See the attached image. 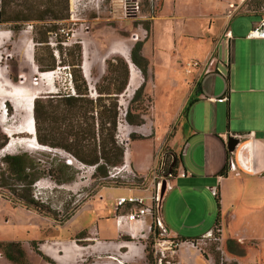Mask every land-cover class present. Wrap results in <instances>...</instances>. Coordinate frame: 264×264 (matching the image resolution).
<instances>
[{
    "label": "rangeland",
    "instance_id": "obj_1",
    "mask_svg": "<svg viewBox=\"0 0 264 264\" xmlns=\"http://www.w3.org/2000/svg\"><path fill=\"white\" fill-rule=\"evenodd\" d=\"M0 1L12 2L11 5L16 10L24 7L43 10L50 7L45 13L47 19L44 26H54L52 31L45 32L41 23L29 21L14 32L12 29L14 23L0 22V32L3 33V37L0 38V136H5L8 140L5 148L10 143L15 144L18 138L28 137L26 134L15 133L12 136L14 139L12 142V138L5 133L8 132V129L15 131L20 129V118L26 115L24 110L22 113L16 110L12 98L4 97L5 93H10L11 85L22 87L20 84L21 75L27 80L25 86L33 88V79L38 78L36 72H55L50 84L46 81H36L38 85L34 86L39 91L37 98L43 113L48 98L56 97L58 94H70L67 73H72L73 67L68 63L70 61L69 53L72 52L74 46H79L82 60L80 69L82 72L83 68L87 75L88 90H90L87 91L86 98L95 102L99 96L96 87L104 89L109 85L113 90L121 82L120 74L116 75V80H112L114 77L108 72L106 65V62L109 61L113 66L117 65L114 58L123 59L117 53L105 57L114 44L121 42L124 46L133 49L135 44H132L134 41L130 39V35L133 32L137 33L139 29V41L136 42L143 45L149 41L152 24L159 17H168L167 19L160 18L154 23V32L159 38L164 36L168 22L173 23L177 31L198 33L193 21L190 22L192 25L186 28L182 23L190 17L198 22L206 20L201 18L202 15L199 13H206L208 9L212 12L217 11L208 5L213 3L212 0H191L190 2L188 0H161V6L157 12L154 11V14L150 12L147 1L140 0L142 2L141 16L130 19L124 18L122 15L121 0H97V2L85 0L77 14L89 30L86 33L78 25L74 27L79 35L64 40V45L58 44V55L55 56L56 51L47 42H49L50 33L55 32L58 28H73L67 21L71 9L69 0ZM62 2H66L67 6V11L62 14L66 15V19H52V6L59 3L61 9ZM72 9L74 10L73 7ZM239 11L254 16L250 18L246 16L232 17L228 21L230 29H235L238 21L242 19L258 21L259 17L264 14V0H244ZM152 16H154L153 20L150 18ZM144 29H147L148 35ZM146 36L147 39L144 40ZM142 40L144 41L142 42ZM58 41L61 39L58 38ZM219 50L222 57L221 48ZM145 53L150 59V63L155 67L153 75L148 71L147 82L143 90L145 112L142 118L145 126H133L125 121L124 115L133 94L121 95L117 98L119 117L115 137L117 143L129 148V154L134 163L149 165L152 161L151 168L143 176L134 170L132 164H128V167L119 173L113 171L115 168L120 169L123 161L117 167L104 166L106 174L101 175L97 170V165L84 164L76 160L70 153L50 145H45L50 151L28 149L23 145L10 147L6 152L3 150L5 148L0 149V175L1 161L5 156L25 154L26 160L34 165L33 170L26 172L29 174L27 175L28 181L32 180V184L28 186H22L12 180L6 181L5 174L0 176V264L65 263L64 259L59 256L65 258L68 254L57 255V250L60 251L63 247L61 241L57 240L60 233L69 235L68 243L72 244L76 250L77 261L75 259L76 262L73 264H157L159 258L162 259V264H166V262L169 264H264V193L259 191L257 184L250 181L244 184L239 182L237 196H233L231 200L228 199L230 202L221 216L225 237L221 241L210 237L194 240L193 246L178 241L168 243L167 240H171L168 237L170 235L161 234L159 229L155 233L153 218L150 217L146 218L143 227L131 234L132 238L129 234L122 233L121 229L117 230L115 224L114 235L109 237H102L100 233L97 234L93 231L88 233L86 230L81 232V235L80 233L75 236L69 234L70 230L77 227V224L80 227L89 225L93 229L97 219L106 218L110 222L116 215L113 212L116 199L128 194L141 197L146 205H150L156 192L157 183L166 178L164 174L171 163V157L168 154L169 152L175 154L173 150L175 147L172 149L168 144L174 126H168L165 133L162 129L170 121L174 104L168 97L169 82H167V74L163 70L165 67L159 66L161 64L160 55L151 56L149 42L145 46ZM35 57L43 60V66L40 67L36 64ZM124 58L129 59L128 51L127 57ZM192 61L197 60H187L183 64L184 71L188 69L187 72H191L192 68L199 69V66L189 65ZM51 62H54L53 69L45 67ZM87 62L91 64L89 72ZM164 63L167 66V62ZM63 67H66L68 71L59 72L58 70ZM220 69L224 70L222 66ZM72 84L74 87V83ZM102 104H107V102ZM95 111H99L98 106H95L93 112V116L96 118ZM152 121L155 122V127H158L159 130L156 136ZM144 130V133H140ZM130 134L135 137L131 142L129 141ZM142 138L145 140H140ZM96 145V150L99 152L100 146ZM92 149V146L86 147L85 151ZM164 155L166 157L162 165ZM67 159L72 160L73 164H67ZM100 164H103L102 161ZM5 183L6 185L3 186ZM21 190H25L28 199L39 209L38 211L32 207L27 208L13 199L15 198L13 194L21 193ZM177 199L178 197L173 195L166 201L165 197L163 203L166 201L164 203L165 211L173 221V228L179 237L193 239L199 237L206 229L214 228L218 208L217 201L213 196L206 194L195 198L197 206L193 208L191 214L185 211L174 215L172 208ZM91 208L101 209L102 213L92 212ZM82 209L89 211L84 210L71 223L70 220L74 214ZM122 211L124 212L125 209ZM226 213H228L227 216ZM230 213L236 214L237 220H227L230 219ZM234 229L239 233H232L235 231ZM120 234L122 235L120 236ZM71 239H75V242ZM227 241L231 242L228 246ZM129 242L135 243L139 248L140 252L137 255L127 254L128 247L126 248V245ZM13 243L18 244V250L22 256L17 255V247L11 246ZM5 246L11 249L14 262L7 259ZM118 246H122L121 250ZM183 249L186 250L184 254L181 253ZM112 258L118 262L113 261Z\"/></svg>",
    "mask_w": 264,
    "mask_h": 264
},
{
    "label": "crops",
    "instance_id": "obj_2",
    "mask_svg": "<svg viewBox=\"0 0 264 264\" xmlns=\"http://www.w3.org/2000/svg\"><path fill=\"white\" fill-rule=\"evenodd\" d=\"M188 1L190 2L191 0ZM236 1L212 0L213 3L208 5L214 7L217 11L212 12L208 9L206 13H199L202 15L201 18L206 20L198 22L190 17L182 23L183 27L186 28L192 25L190 22L193 21L192 23L196 25L198 33H187L184 30L177 31L173 23L168 22L166 31L165 33L163 32L164 36L159 38L154 32V23L160 18L167 19L168 17L156 19L151 27L149 41L141 45V56L148 62L146 80H144L140 69L131 60V47L124 46L123 43L119 42L114 44L113 48L105 55V57H110L113 53H117L128 64L127 68L131 62L135 69L138 70L140 82L135 86L133 92L142 84L145 87L148 71L152 72L153 75L155 69L145 53V46L148 42L151 44V56L155 55L157 57L160 55L161 64L159 66L165 67L163 70L167 74L166 79L169 82L168 97L169 100H172L174 106L170 121L166 123L162 130L165 133L168 126H174V131L168 144H170L172 149L175 147L173 150L177 161L176 169H184L190 173V176L185 178L177 177L173 182L172 188L164 195V198L166 197L167 201L170 196L175 195L178 197L172 208V214L174 215L185 211L191 214L193 208L197 206L195 198L206 194L213 196L217 200L218 208V216L214 228L206 229L199 237L185 239L177 235L173 228V221L165 211L164 203L166 201L164 203L162 201V224L170 236H174L180 241L196 240L212 230H216L218 241L223 240L225 237L221 216L224 209L227 208L229 200L233 196H237L239 182H242V184L247 183V181L253 182L258 185L259 191L262 194L264 193V41L248 40L245 37L247 30L257 25V21L254 19H250V21L242 19L238 21L235 29H231L233 39L228 80H224L217 74L214 66L208 69V73H205L202 68H192L191 72H187L188 69L184 71L185 68L183 66L187 60L202 62L209 54H215L217 61L223 62L225 51L220 38L226 26H229L228 21L235 16H246L247 18L254 16L253 14L239 11L241 7ZM160 6L161 0H158L155 5V12L159 10ZM228 14H231L230 18H228ZM150 18L153 20L154 16ZM144 31L148 35L147 29H144ZM137 33L140 35L139 29ZM145 39H147V36L144 37ZM132 44H137V42H132ZM219 48H221L222 57L220 56ZM123 51H128V60H131L129 63L127 58H124L120 53ZM164 62H167V66ZM87 64L89 72L91 64L88 62ZM130 69L128 68V79L130 77L131 81ZM202 96L206 98L226 96L227 102L209 101L208 99H203ZM184 110L186 111L183 114ZM151 123L156 136V133L159 132L158 127H155V122L152 121ZM140 126L145 125L143 123ZM144 132L145 130L140 133ZM227 132L233 135H245L239 140L236 151L233 153L238 164V168L235 171L228 170L227 161L230 154L226 150L225 142L221 139V135ZM249 134H252V136ZM140 140L145 139L142 138ZM123 156L124 163L127 165L132 164L134 170L142 176L152 166V161L149 165L134 163L127 146ZM212 189L216 190V196L213 194ZM127 196L133 195L128 194ZM110 197L112 198V196ZM84 210L89 211L88 209L78 210L70 222L75 221ZM90 211L97 212V214L102 213L101 209L94 210V208H91ZM229 216L230 219L227 220H237L236 214L230 213ZM75 227L70 230L69 234L72 236L86 230L88 233L93 231L97 234L100 233L102 237H109L114 235L115 231L114 219L108 222L106 218L97 219L93 229L89 225L80 227L77 224V227ZM122 230H127V225H124ZM232 233L239 232L235 230ZM57 240H60L63 245L60 251L57 250V255L59 256L60 253L68 254L65 258L59 256L65 261V263L61 264L75 263L77 261L76 250L72 244L68 243V240H70L69 235L60 233L57 236ZM71 240L75 242V239ZM226 243L228 246L231 242L227 241ZM129 244L131 248L126 245V248L128 247L127 254L130 256L137 255L140 252L139 248L133 242H129ZM185 252L186 250L184 249L181 251L182 254Z\"/></svg>",
    "mask_w": 264,
    "mask_h": 264
},
{
    "label": "trees",
    "instance_id": "obj_3",
    "mask_svg": "<svg viewBox=\"0 0 264 264\" xmlns=\"http://www.w3.org/2000/svg\"><path fill=\"white\" fill-rule=\"evenodd\" d=\"M1 3L0 22L14 23V27L12 28L14 32L29 21L41 23L45 32H50L54 29V26H44L45 20L47 19L45 13L50 7L44 8L43 10L34 9L33 7H24L16 10L11 5L12 2L6 1ZM59 3L52 6V19L54 20L66 19V15H62L63 12L67 11L66 2H62L63 6H61V9ZM141 47V44L138 43L133 46L131 60L140 69L144 80H146L148 62L141 56ZM69 57L70 61L68 63L73 67L71 77L72 83H74L76 96L58 94L56 97L48 98L43 113L39 106L38 98L34 99L33 119L35 124V138L39 144L61 148L84 164L90 166L97 165L98 172H100L101 175H105L106 171L104 166L117 167L123 163L125 147L119 144V142L117 143L115 136L119 117L117 98L124 92L128 82L127 64L120 58L113 59L117 62V65L119 63V66H113L110 61L106 62L108 72L114 77L112 80H116L117 76L120 74L121 82L117 87L113 88V90L110 89L109 85L104 89L96 87L99 96L95 99V102H92L86 98L88 94L87 91H89L88 83L83 77L80 69L82 61L81 48L79 46H74L72 52L69 53ZM35 62L38 66H43L42 59L35 57ZM45 67L53 69L54 62H51V64ZM143 90L144 84L134 91L128 103L125 121L129 125L140 126L144 123L142 118L145 112L143 108L145 99ZM104 102H107V104H102ZM134 104L135 107H133ZM95 106L99 108V111H95L96 118L93 116ZM185 111L186 110L183 111V114ZM134 139V135L130 134L129 141ZM7 142L8 140L5 136H0V149H2ZM96 144L100 146L99 152L96 150ZM90 146H92L93 149L87 150L86 152V147L90 148ZM100 161H102L103 164H100ZM176 163L177 161L175 160L174 170L176 168ZM1 167V175L5 174L7 176L6 181L12 180L22 186L32 184V180L28 181L27 175L29 174L26 172L33 170L34 165L26 160L25 154L12 157L5 156L1 161ZM4 185H6V183L3 184V186ZM25 193V190H21V193L13 194L15 197L13 199H16L27 208L32 207L38 211L39 209L33 205V202L28 199ZM181 241L185 242L189 240ZM11 246L13 248L17 247V255L22 256L18 250V244L13 243ZM10 250L11 249L5 246L7 259L14 262L15 259L11 255Z\"/></svg>",
    "mask_w": 264,
    "mask_h": 264
},
{
    "label": "built area",
    "instance_id": "obj_4",
    "mask_svg": "<svg viewBox=\"0 0 264 264\" xmlns=\"http://www.w3.org/2000/svg\"><path fill=\"white\" fill-rule=\"evenodd\" d=\"M88 1H92V0H88ZM95 1L97 2V0H95ZM121 1H122L121 2V11H122V15L124 18L135 19V18H138L141 16L142 2H140V0H121ZM146 1H147L146 3H147V6H148L150 12L154 13L155 5H156L158 0H146ZM243 1L244 0H238L240 7L243 4ZM69 2L71 4V9H70V14H69L70 16H69V19L67 21L73 26V28H71V29H68L66 27L58 28L55 32L50 33L49 42H47L48 45L51 48H54V50L56 51L55 56L58 55V52H57V45L58 44L64 45V40H68L69 38H75L77 35H79L77 30L76 31L74 30V27H76L78 25L79 28L84 30L86 33L89 30L88 26L84 25L83 20L78 15L79 14L78 10L80 9L82 2H85V0H69ZM72 7L74 8V10L72 9ZM247 12H249V11H247ZM230 17H231V14H228V18H230ZM245 37L248 40H263L264 41V14L259 17V19L257 21V25H255L253 28H251L250 30L247 31ZM58 38L61 39V41H58ZM130 39L134 42L139 41V34L136 32L131 33ZM232 39H233L232 31L229 28V26H226V28L224 29L222 36L220 38V42L223 44L224 51H225L224 52L225 56H224V60L222 63L217 61V59L215 58L216 57L215 54H209L204 59V61H202V62L192 61L189 63V65L193 66V67L199 66V68H202V70L205 73H208V69L211 66H214V67H216L215 72L217 74H219L224 80H228ZM220 66H222V68H224V70H221ZM58 71L61 72V71H68V70L66 67H63V68L59 69ZM42 73H40V74L41 75L45 74V73H43V74ZM82 73H83V77L87 81V77L84 74L83 68H82ZM37 77L40 78V76H37ZM67 77H68V84H69L68 89L70 91V94H68V95L76 96L75 91H74V87L72 84V77H71L70 72L67 73ZM38 78H34L33 82H36V80ZM202 98L208 99L209 101L218 102V103H226L227 102L226 96L221 97V98H206V97L202 96ZM249 135L252 136V134H249ZM244 136L245 135H233V134L227 132V133L221 135V139L226 144L229 137L236 138V139L240 140ZM229 154H230V156H229L228 161H227L228 170L229 171H235L238 168V164L236 163V160L233 156V153H229ZM188 176H190V173L188 171H186L184 169H176L175 168V170H173V172L168 174L166 177V179H167V191L172 188L173 182L177 177L185 178ZM159 183H157L156 192H155V195L152 197V203L150 205H146L144 203L143 198L136 197V196H125V197H120V198L116 199V201L114 203V212L116 213L115 218H114V224H115L117 230L121 229L122 233L129 234V236H131V238H132L131 234L136 233V231H138V229L140 227H143V225L145 224L146 218L150 217V218H153V221H154V232L155 233H157V230L159 229V230H161V234L162 233H164L166 235L168 234L166 232L164 226H162V224H161V222L157 216V212H156ZM212 192L216 196V190L212 189ZM123 209H125L124 212L122 211ZM124 225H127V230L122 231V227ZM121 235L122 234H120V236ZM168 237H169V239H171V240H167L168 243L178 241L180 243L188 244L191 246L194 245V240L182 242L174 236H168ZM210 237L217 239L216 230L208 231L205 235H203L201 237V240L206 239V238H210ZM196 241H198V240H196ZM157 264H162L161 258L158 259ZM166 264H169V262H166Z\"/></svg>",
    "mask_w": 264,
    "mask_h": 264
},
{
    "label": "bare ground",
    "instance_id": "obj_5",
    "mask_svg": "<svg viewBox=\"0 0 264 264\" xmlns=\"http://www.w3.org/2000/svg\"><path fill=\"white\" fill-rule=\"evenodd\" d=\"M2 32H0V38L3 37V33L1 34ZM121 54L123 55V57H127V51H123L121 52ZM128 63L130 62V60H128ZM86 64V63H84ZM85 66V65H83ZM129 68L131 73H130V76H131V81H130V85H129V89L126 90L124 92L123 95H126V96H129L133 93V90L135 88V86L140 82V76H139V72L138 70L135 69L134 65L131 64V62L129 63ZM45 73V74H43ZM41 75L40 73H37V76H40V78H38L36 81H46L48 82L49 84L52 82V79H53V76L55 74L54 71H49V72H43ZM84 74L86 75V73L84 72ZM23 76V75H21ZM20 76V79H21V82L20 84H22L18 87H16L15 85H11V90H10V93H5L4 94V97H8V98H15L16 100L19 101V103H26V108L23 109V106H20V104H18L16 106V110L21 112L24 110L26 115L21 117L20 118V129H17L16 131L14 129H8V132H5L7 134L8 137L12 138V136L16 133L18 134H26L28 135L27 138H18L17 139V142L14 144L10 143L7 145V147L4 150V152H6L10 147H13V146H24L28 149H43V150H48L50 151L46 146H43V145H40L38 142H36V140H34L32 137L33 135H35V124H34V119L32 120V108H31V103L34 102V99L37 98V95L39 94V91L37 89L34 88V86L38 85L37 82H33L32 86L33 88H28L25 86V83H26V78L24 77H21ZM87 77V76H86ZM24 78V80H23ZM28 94V95H27ZM23 103V104H24ZM22 105V104H21ZM120 105H121V102H120ZM119 129V128H118ZM13 138H12V142H13ZM67 164H73L72 160H68L67 159ZM128 167V165L126 163H123L122 167L120 169L118 168H115L113 171H117V173H119L120 171H123L124 169H126ZM125 245V244H124ZM123 245V246H124ZM127 246L129 248H131L130 244L128 243ZM119 250H121V247L118 246ZM113 261H116L118 262L115 258H112Z\"/></svg>",
    "mask_w": 264,
    "mask_h": 264
},
{
    "label": "water",
    "instance_id": "obj_6",
    "mask_svg": "<svg viewBox=\"0 0 264 264\" xmlns=\"http://www.w3.org/2000/svg\"><path fill=\"white\" fill-rule=\"evenodd\" d=\"M128 66V64H127ZM129 68V67H128ZM129 84H130V77L128 79V82H127V85H126V88L124 90V92L126 90L129 89ZM124 92L122 94H124ZM122 94H120L118 97H120ZM13 99V102L14 104L17 106L18 104H20V106H23V109L26 108V103H19L18 100H16L15 98H12ZM22 104V105H21ZM33 104L34 102L31 103V108H32V120H33ZM34 140H36L35 138V135H33L32 137ZM37 142V141H36ZM7 144V143H6ZM239 144V140L236 139V138H231L229 137L227 142H226V150L228 153H234L236 147L238 146ZM41 145V144H40ZM45 146V145H43ZM5 147V146H4ZM3 147V148H4ZM2 148V149H3ZM170 157H171V163L169 164L168 168H167V171L166 173L164 174V177H167L168 174H170L173 170H174V165H175V160H176V157H175V154L174 153H171L169 152L168 154ZM124 157V156H123ZM166 155L163 156V160H162V165L164 164V159H165ZM163 167V166H161ZM167 192V179L164 178L160 181L159 183V188H158V200H157V204H156V212H157V216L160 220V222L162 223V220H161V206H162V201H163V198H164V195L166 194Z\"/></svg>",
    "mask_w": 264,
    "mask_h": 264
},
{
    "label": "flooded vegetation",
    "instance_id": "obj_7",
    "mask_svg": "<svg viewBox=\"0 0 264 264\" xmlns=\"http://www.w3.org/2000/svg\"><path fill=\"white\" fill-rule=\"evenodd\" d=\"M85 76H87V75H85Z\"/></svg>",
    "mask_w": 264,
    "mask_h": 264
}]
</instances>
